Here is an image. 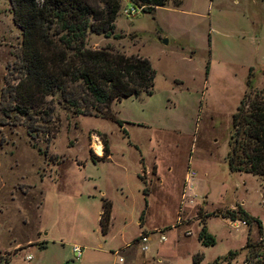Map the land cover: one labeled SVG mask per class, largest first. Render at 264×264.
<instances>
[{"label": "rangeland", "instance_id": "rangeland-1", "mask_svg": "<svg viewBox=\"0 0 264 264\" xmlns=\"http://www.w3.org/2000/svg\"><path fill=\"white\" fill-rule=\"evenodd\" d=\"M118 4V38L87 34L84 46L146 59L150 94L110 103L119 127L56 105L48 141L0 125V264H191L195 253L197 264H209L231 251L216 264H264V181L228 172L224 159L248 68L264 103V0H167L151 13ZM18 42L0 0V88ZM100 198L110 207L103 237ZM238 211L259 222V234L255 223L218 216L241 218ZM203 214L211 246L195 239ZM72 244L81 248L77 260Z\"/></svg>", "mask_w": 264, "mask_h": 264}, {"label": "trees", "instance_id": "trees-1", "mask_svg": "<svg viewBox=\"0 0 264 264\" xmlns=\"http://www.w3.org/2000/svg\"><path fill=\"white\" fill-rule=\"evenodd\" d=\"M127 1L137 10L151 13L167 0ZM6 3L19 42L14 60L2 78L0 125H19L28 139L40 135L48 141L55 132L52 107L56 105L71 114L109 120L119 127L121 122L114 118L110 103L150 94L153 71L146 59L124 55L108 46L97 49L84 46L87 34L118 38L112 23L118 0H6ZM249 72L248 68L244 81L247 92L229 115L224 159L228 172L247 173L264 181V103L262 90H254L250 85ZM106 156L101 136L100 158ZM99 200L96 223L103 235L110 207L105 199ZM240 213L241 218L218 216L244 226L255 223L259 234V222L243 211ZM205 216L198 221L195 238L199 245L211 246L213 240L203 226ZM246 246L245 237L243 247ZM235 253L227 252L220 261L209 264L227 263ZM199 259L197 253L193 254L191 264H197Z\"/></svg>", "mask_w": 264, "mask_h": 264}, {"label": "built area", "instance_id": "built-area-1", "mask_svg": "<svg viewBox=\"0 0 264 264\" xmlns=\"http://www.w3.org/2000/svg\"><path fill=\"white\" fill-rule=\"evenodd\" d=\"M131 12H132V8H130V9L125 11V13H128V14L131 13ZM240 224H242V223L240 222ZM136 238H137L136 239L137 241H135V243H137L139 245L138 249L140 251H144L145 250V244L144 243L147 240V236L146 235H142V234H140V235L138 234L136 236ZM158 240H162V237L158 236ZM70 253H71L72 259L73 260H77L79 258V255H80V248L78 246L71 245L70 246ZM112 254L115 255L113 252H112ZM25 258H27V256ZM116 261L119 262L120 258L117 257Z\"/></svg>", "mask_w": 264, "mask_h": 264}, {"label": "crops", "instance_id": "crops-1", "mask_svg": "<svg viewBox=\"0 0 264 264\" xmlns=\"http://www.w3.org/2000/svg\"><path fill=\"white\" fill-rule=\"evenodd\" d=\"M178 4V3H177ZM174 5H176V4H174ZM95 146V145H94ZM95 152L98 154V150H96V148H95ZM99 211V210H98ZM97 215H98V213H97ZM96 218H97V216H96ZM235 222H238V221H235ZM239 224H240V222H238ZM110 225V209H109V215H108V225H107V228H106V231H105V233L103 234V235H100L101 237H103V236H105V234H106V232H107V229H108V226ZM137 225H140L139 224V222L137 221ZM242 225V224H241ZM140 233V232H139ZM138 233V234H139ZM137 234V235H138ZM136 235V236H137ZM196 235V234H195ZM196 239V238H195ZM197 241V240H196ZM198 242V241H197ZM73 245V244H72ZM123 245H125V243L123 244ZM80 254H81V248H80ZM111 255H112V253H111ZM79 257H80V255H79ZM79 259V258H78ZM85 260V259H84ZM83 262V261H82Z\"/></svg>", "mask_w": 264, "mask_h": 264}, {"label": "bare ground", "instance_id": "bare-ground-1", "mask_svg": "<svg viewBox=\"0 0 264 264\" xmlns=\"http://www.w3.org/2000/svg\"><path fill=\"white\" fill-rule=\"evenodd\" d=\"M94 140H95V148H96V150H98V151H99L98 142H97V140H96V138H95V137H94Z\"/></svg>", "mask_w": 264, "mask_h": 264}, {"label": "water", "instance_id": "water-1", "mask_svg": "<svg viewBox=\"0 0 264 264\" xmlns=\"http://www.w3.org/2000/svg\"><path fill=\"white\" fill-rule=\"evenodd\" d=\"M161 43H164L163 41Z\"/></svg>", "mask_w": 264, "mask_h": 264}]
</instances>
